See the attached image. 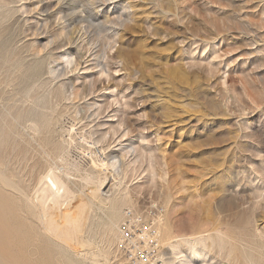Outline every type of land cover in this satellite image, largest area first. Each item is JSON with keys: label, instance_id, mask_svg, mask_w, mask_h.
I'll list each match as a JSON object with an SVG mask.
<instances>
[{"label": "rangeland", "instance_id": "1", "mask_svg": "<svg viewBox=\"0 0 264 264\" xmlns=\"http://www.w3.org/2000/svg\"><path fill=\"white\" fill-rule=\"evenodd\" d=\"M65 2L0 0V205L1 215L13 212L26 234L16 259L67 264L69 256L80 264H115L122 210L156 203L162 220L169 213L172 235H202L196 264H264V0ZM72 3L97 14L81 40L82 23L65 22ZM87 40H94L93 48ZM97 48L104 52L98 65L89 56ZM65 51L80 61L66 63ZM92 138L103 140L92 144ZM121 143H130L126 154ZM117 159L120 165L108 167ZM98 167L122 181L114 188V213L110 204L88 197L82 178ZM49 168L68 172L77 195L71 206L78 197L87 204L80 234L85 247L77 251L41 229L30 203ZM163 243L166 260L172 253ZM178 247L177 255H189L186 243Z\"/></svg>", "mask_w": 264, "mask_h": 264}, {"label": "bare ground", "instance_id": "2", "mask_svg": "<svg viewBox=\"0 0 264 264\" xmlns=\"http://www.w3.org/2000/svg\"><path fill=\"white\" fill-rule=\"evenodd\" d=\"M66 2H65V4H68L69 3V1H72V0H65ZM97 1V0H96ZM100 2V1H99ZM105 2V1H104ZM88 3H89V5L90 6H93V4L95 3V2H92V1H88ZM102 3V2H101ZM100 3V4H101ZM95 5V4H94ZM70 10H71V13L69 14V18L68 19H66L65 20V22H67V24H69L70 25V23H73V22H80V23H82L81 25H80V34H79V31H78V36L75 34L74 35V37L75 36H77V39H80L81 37H82V35H83V33H87L88 32V28L89 27H92V28H94L93 26H95L93 23H92V21L94 20V18L92 17V16H95V15H97V14H92V13H90V11L87 9V7L86 6H83V8L81 9V10H76V5H75V3H72V5H71V7H70ZM123 11V10H122ZM119 12V11H118ZM122 14V13H121ZM120 14V15H121ZM123 15V14H122ZM127 20V19H126ZM97 23V22H96ZM99 23V22H98ZM101 23H103L102 21H101ZM104 24V23H103ZM114 24V23H113ZM118 26V25H117ZM72 30H74V29H72ZM110 31V30H109ZM89 32H91V31H89ZM88 32V33H89ZM68 33V32H67ZM71 33H73V32H71ZM75 33V32H74ZM73 33V34H74ZM65 35V34H64ZM67 35V34H66ZM85 35V34H84ZM86 35H88V34H86ZM91 35V34H90ZM89 35V36H90ZM92 36H93V34H92ZM92 36H90V37H92ZM69 37V36H68ZM67 38V37H66ZM84 38H86L85 36H84ZM87 38H89V37H87ZM74 40H75V38H73ZM92 40L93 38H89V40ZM72 39H68L67 38V40H65L66 42L67 41H71ZM81 40V39H80ZM83 40V39H82ZM86 40V39H85ZM89 40H87V41H85V42H87L88 44H91V47H92V44H93V41H89ZM52 41V40H51ZM50 41V42H51ZM77 42V44H78V41H76ZM76 42H75V44H76ZM84 42V43H85ZM52 43V42H51ZM65 43V42H64ZM82 43V42H81ZM69 44H74V43H69ZM86 44V43H85ZM96 44V43H95ZM104 44V43H103ZM102 44V45H103ZM79 45V44H78ZM97 45V44H96ZM75 46V45H74ZM81 46V45H80ZM98 46V45H97ZM68 47V46H67ZM82 47V46H81ZM80 47V48H81ZM85 47V46H84ZM89 47V46H88ZM87 46H86V48H88ZM90 47V48H91ZM100 47V46H99ZM111 47V46H110ZM47 48V47H46ZM73 48V47H72ZM93 48V47H92ZM91 48V49H92ZM95 48V47H94ZM103 48V47H102ZM101 48V49H102ZM109 48V47H108ZM89 49V48H88ZM96 49V48H95ZM98 49V48H97ZM76 50V49H75ZM87 50V49H86ZM85 50V48H84V51H86ZM99 50V49H98ZM110 50V49H109ZM63 51V50H62ZM61 51V52H62ZM71 51V50H70ZM70 51H65L64 52V54L62 55L63 56V59H64V61L66 62V63H68V64H72V62H75V63H77V62H79L80 60H78L77 61V58L79 57V55H77V54H72ZM74 51V50H73ZM88 51V50H87ZM87 51H86V53H87ZM93 51H95V50H93ZM119 51V50H118ZM77 52H78V50H77ZM92 52V51H91ZM74 53H76V52H74ZM85 53V52H84ZM102 54L104 53V52H101ZM101 53H100V50L99 51H97V52H95V53H92V54H89V56H90V58L92 59V61L94 60V61H96L97 62V65L98 64H100V61L98 60V59H101L102 58V55H101ZM60 54V53H59ZM82 55V54H81ZM80 55V56H81ZM88 55V54H87ZM116 55V54H115ZM61 56V57H62ZM92 56V57H91ZM113 56V55H112ZM60 57V58H61ZM81 58H83V56L81 57ZM86 58V57H85ZM106 58V57H105ZM110 58V57H109ZM104 59V58H103ZM107 59V58H106ZM84 60V59H83ZM89 60V59H88ZM86 61V60H85ZM91 61V60H90ZM87 62H89V61H87ZM102 62V61H101ZM57 63V62H56ZM81 63V62H80ZM80 63H78V64H80ZM92 63H94V62H92ZM77 65V64H76ZM94 65V64H93ZM116 65V64H115ZM118 65V64H117ZM91 66V65H90ZM74 68V67H73ZM87 67H85V69H86ZM92 68V67H91ZM96 68H98V66L96 67ZM96 68H94L95 70H96ZM90 69V68H89ZM52 70V69H51ZM50 71V70H49ZM90 71V70H89ZM185 71V70H184ZM87 72V71H86ZM94 72H96V71H94ZM98 74H104V76L105 77H107L108 76V69H105L103 66H100L99 68H98ZM90 74V73H89ZM95 74V73H94ZM93 74V75H94ZM104 76H103V79H104ZM86 77V76H85ZM90 77V76H89ZM92 77V76H91ZM77 78V77H76ZM79 78V77H78ZM77 78V79H78ZM102 78V77H101ZM101 78H99V79H101ZM76 79V80H77ZM86 79V78H85ZM97 79V78H96ZM95 79V80H96ZM92 80V79H91ZM97 81V80H96ZM95 81V82H96ZM87 82V81H86ZM95 82H93L92 81V85L95 87ZM98 82V81H97ZM97 82H96V84H97ZM81 83V82H80ZM101 83V82H100ZM64 84V83H63ZM91 84V83H90ZM89 84V85H90ZM107 84V83H106ZM105 84V85H106ZM75 85V84H74ZM91 85V86H92ZM72 86V85H71ZM76 86V85H75ZM78 86V85H77ZM80 86H82L83 87V85H81L80 84ZM73 87V86H72ZM84 87H86L85 85H84ZM61 88V87H60ZM68 88H69V86H68ZM81 88V87H80ZM108 88V87H107ZM75 89V88H74ZM88 89V88H87ZM93 89V88H92ZM101 89V88H100ZM110 89V88H109ZM78 89H76V91H77ZM84 90V89H83ZM86 90V89H85ZM95 90V89H94ZM94 90H93V92H94ZM97 90H98V88H97ZM105 90V89H104ZM115 90V89H114ZM88 91H89V89H88ZM101 91V90H100ZM107 91V90H106ZM83 92V91H82ZM92 92V91H91ZM96 92V91H95ZM68 93V92H67ZM75 93V92H74ZM77 93V92H76ZM80 93V92H79ZM85 93V92H84ZM83 93V94H84ZM97 93V92H96ZM98 93H100V92H98ZM105 93V92H104ZM86 94V93H85ZM92 94V93H91ZM71 95H72V93H71ZM94 95V94H93ZM74 96L75 97H78L76 94H74ZM73 96V97H74ZM68 97V96H67ZM95 97V96H94ZM112 96H110L109 98H111ZM99 98V97H98ZM113 98V97H112ZM85 99V98H84ZM104 100V99H103ZM87 101V100H86ZM97 102V101H96ZM95 102V103H96ZM86 103V102H85ZM100 103H102V102H100ZM114 104H115V102H114ZM117 104V103H116ZM115 104V105H116ZM108 105V104H107ZM107 105L105 106L106 108H104V112H106L105 111V109L107 110L108 108H107ZM110 105V104H109ZM108 105V106H109ZM113 105V104H112ZM81 106V105H80ZM85 106V105H84ZM94 107H95V104H94ZM93 106H92V108H94ZM96 108H98V106L96 107ZM102 108H103V106H102ZM87 109V108H86ZM99 109V108H98ZM115 109V108H114ZM118 109V108H117ZM116 109V110H117ZM83 110V109H82ZM81 110V111H82ZM89 110V109H88ZM90 110H91V108H90ZM97 111V110H96ZM99 111V110H98ZM101 111V110H100ZM77 112V111H76ZM83 113H84V110L82 111ZM92 112H94V110L92 111ZM117 112H119V111H117ZM79 114H80V112H78ZM89 113V112H88ZM112 113V112H111ZM95 114V113H94ZM110 114V113H109ZM114 114H115V112H114ZM86 115V114H85ZM90 115V114H89ZM96 115V114H95ZM97 115H98V113H97ZM105 115V114H104ZM112 117H114L115 115H112V114H110ZM109 115V116H110ZM82 116V115H81ZM92 116V115H91ZM107 116V115H106ZM117 116V115H116ZM79 117V116H78ZM87 117V116H86ZM96 117V116H95ZM100 117V116H99ZM98 118V117H97ZM106 118V117H105ZM115 118V117H114ZM86 121L88 120V119H85ZM108 120H111L110 118H107V122H108ZM118 120V119H117ZM80 121H81V119H80ZM115 121V120H114ZM15 122V121H14ZM102 122V121H101ZM106 122V123H107ZM115 122H117V121H115ZM121 122V121H120ZM34 123V122H33ZM80 123V122H79ZM114 123V122H113ZM26 124H27V122H26ZM86 124V123H85ZM119 124V123H118ZM30 125V124H29ZM28 125V126H29ZM121 125H122V123H121ZM108 126V125H107ZM112 126H113V124H112ZM118 126V125H117ZM30 127H32V125L31 126H29V128ZM105 127V126H104ZM26 128H28V127H26ZM28 128V129H29ZM33 128V127H32ZM32 128H31V130H32ZM101 128V127H100ZM118 128V127H117ZM122 128H125V127H122ZM99 129V128H98ZM102 129V128H101ZM112 129H115V128H113L112 127ZM30 130V131H31ZM36 130V129H35ZM97 130V129H96ZM123 130H125V129H123ZM128 130V129H127ZM94 131V130H93ZM98 131H100V130H98ZM101 131H103V130H101ZM100 131V132H101ZM116 131V130H115ZM120 131H122V130H120L119 129V132ZM25 132V131H24ZM89 132H90V130H89ZM92 132V131H91ZM99 132V133H100ZM127 132V131H126ZM94 133V132H93ZM90 134H92V133H90ZM101 134V133H100ZM105 134L106 133H104L102 136H105ZM123 136H125L126 134H128V133H125V132H123L122 131V133H121ZM95 135V134H94ZM96 135H99V134H96ZM143 135V134H142ZM141 135V136H142ZM90 136V135H89ZM92 136V135H91ZM139 136V135H138ZM93 137V136H92ZM95 137V136H94ZM93 137V138H94ZM98 137V136H97ZM87 138V137H86ZM85 138V139H86ZM92 138V139H93ZM146 138V137H145ZM92 139H90V140H92ZM103 139H104V137H103ZM103 139H101V138H99V140L97 141L98 143H99V141L100 140H103ZM139 139V138H138ZM143 138H141V140H142ZM89 140V139H88ZM140 140V139H139ZM140 140V141H141ZM145 140V139H144ZM93 141V142H92ZM91 141V143L92 144H95V143H97V142H94V139ZM65 142V141H64ZM101 142V141H100ZM91 143H89V144H91ZM103 143V142H102ZM128 143V142H127ZM66 144H68V143H66ZM122 144V143H121ZM100 145V144H99ZM101 146V145H100ZM99 146V147H100ZM103 146V145H102ZM133 146V145H132ZM139 146V145H138ZM142 146H143V143H142ZM128 147L130 148V143L129 144H122L121 145V151H123L124 150V154H126V152L128 151ZM67 148V147H66ZM65 148V149H66ZM91 148V147H90ZM132 148V147H131ZM138 148V147H137ZM140 148V150H141V148L142 147H139ZM93 149V148H92ZM133 149V148H132ZM135 150H133V153H134V155L136 154V150H138L139 151V149H136V148H134ZM143 149V148H142ZM148 150H149V148H148ZM147 149L145 150V151H148ZM56 151V150H55ZM66 151V150H65ZM89 151H90V149H89ZM91 151H93V150H91ZM102 151H104V150H102ZM101 151V152H102ZM138 151H137V154H138ZM150 151V150H149ZM67 152V151H66ZM100 152V151H99ZM130 153L132 152V151H129ZM119 153V152H118ZM117 153V154H118ZM123 153V152H122ZM97 154V153H96ZM101 154V153H100ZM124 154H121V155H124ZM139 154H141V151H140V153ZM99 155V154H98ZM105 155V154H104ZM106 155H108V154H106ZM111 155V154H110ZM120 155V156H121ZM146 155V154H145ZM145 155H143V157H145ZM147 155H148V153H147ZM67 156V155H66ZM97 156V155H96ZM113 158H114V156H116V157H118L117 155H116V153H114V154H112L111 155ZM138 156V155H137ZM59 157H61V156H59ZM58 157V158H59ZM64 157V156H63ZM135 157H136V155H135ZM139 158L141 157V156H138ZM142 157V158H143ZM65 158V157H64ZM110 158V157H109ZM124 158V157H123ZM127 158V157H126ZM42 160H43V158H42ZM65 160H66V158H65ZM103 160V159H102ZM108 160V159H107ZM120 159H117L116 161H114V162H111V163H109V164H107L108 165V167L109 166H114L115 164H117V165H120V161H119ZM122 160V159H121ZM145 160V159H144ZM60 161H61V159H60ZM59 161V162H60ZM135 161H137V159H135ZM134 161V162H135ZM64 162V161H63ZM67 162V161H66ZM73 162V161H72ZM123 163L122 164H124V161H122ZM62 163V162H61ZM65 163V162H64ZM69 163V162H68ZM67 163V164H68ZM54 164V163H53ZM53 164H52V166H53ZM66 164V163H65ZM65 165V166H67L68 167V165ZM77 164V163H76ZM102 164H104V165H102L103 167L106 165V163H102ZM126 164V163H125ZM138 164V163H137ZM49 165V164H48ZM51 165V164H50ZM50 165H49V167H50ZM62 165H63V163H62ZM61 165V166H62ZM82 165V164H81ZM101 165V164H100ZM106 165V166H107ZM126 165H128V164H126ZM133 165V164H132ZM56 166V165H55ZM64 166V165H63ZM73 166H74V164H73ZM95 166H97V165H95ZM122 166H124V165H122ZM57 167V166H56ZM75 167V166H74ZM74 167H72L71 166V168H74ZM102 167V168H103ZM107 167V168H108ZM119 167V166H118ZM125 167V166H124ZM134 167V166H133ZM46 168H48V167H46ZM54 168V167H53ZM53 168H49L47 171H46V173L44 174L43 173V175L42 176H40V178L39 179H37L38 180V182H36V184H37V186L35 185L34 187H35V189L33 190L34 192L32 193V199L30 200V203L36 208V211H37V214L39 215V221H40V224H41V229L42 230H44V232L46 233V234H48V236L50 235L51 237H53V238H55V239H57V240H59V242L61 241V242H63L66 246H68L67 248H69L70 250L72 249V250H74V251H77V250H79V248H81L82 247V245H84V247H85V244H83V242H82V236H81V238H80V234L81 233H83L82 231L83 230H85L84 229V220H85V218H83V217H85V215H84V211H85V205H87L86 204V202L83 200V198H81V197H78L77 198V204L76 205H74V206H71V201H73L74 200V198H75V200H76V196L73 194V192L71 191V190H73V189H69V187H68V185L69 184H71V183H69L68 182V176L67 175H69V174H67V173H61V174H59V173H57V172H55V170L53 169ZM63 168V167H62ZM61 168V169H62ZM102 168H93L92 169V171H93V173L95 174H93L92 172H88V173H85V176L82 178L83 180H85V183H87L88 185H89V187H90V189H89V198L90 199H97L99 202H101V203H108V204H110V208H111V212L112 213H114L115 212V208L117 207V205L119 204H117V203H115V194H114V188H115V186H118V183H121L120 182V180H119V178H117L115 175L113 176V172H112V174H111V177H109V175H108V173H106V169H104V168H106V167H104L103 169ZM128 168V167H127ZM57 169H58V167H57ZM121 169V168H120ZM65 170V169H64ZM67 170V169H66ZM96 170H98V171H96ZM129 170V169H128ZM63 171V170H62ZM69 171V170H68ZM78 171V170H77ZM84 171L86 172V170H85V168H84V170H83V173H84ZM44 172V171H43ZM72 172H73V170L71 171V174H72ZM76 172V171H75ZM82 172V171H81ZM100 172V173H99ZM118 172V171H117ZM121 172H123V171H121ZM79 173V172H78ZM124 173V172H123ZM127 173V172H126ZM126 173H124V174H126ZM73 174H74V172H73ZM117 174V173H116ZM81 175H83V174H81ZM117 176H118V174H117ZM71 177V176H70ZM123 177V176H122ZM79 178H81V177H79ZM70 180V179H69ZM76 180V179H75ZM79 180V179H78ZM82 180V181H83ZM71 181V180H70ZM81 181V180H80ZM109 181H111V184L108 186V188L106 189V190H104V191H102V189H104L105 188V186H107V184L109 183ZM114 181V182H113ZM72 182V181H71ZM75 182H77V181H75ZM69 183V184H68ZM81 183V184H80ZM79 184H80V186L82 185V182H80ZM9 185V184H8ZM88 185H85V187L86 186H88ZM120 185V184H119ZM73 186V185H72ZM112 186H113V188H112ZM88 187V188H89ZM84 188V187H83ZM87 188V187H86ZM85 188V189H86ZM117 188V187H116ZM85 189H80L81 191H84ZM120 189V188H119ZM87 190V189H86ZM74 191V190H73ZM84 193V192H83ZM83 193H80V195H82ZM87 193V192H86ZM118 193V192H117ZM123 193V192H122ZM121 193V194H122ZM78 194V193H77ZM124 194V193H123ZM28 196V195H27ZM83 196H84V194H83ZM122 196V195H121ZM29 197H31V195H29ZM85 197V196H84ZM118 197V196H117ZM126 197H127V195H126ZM129 198V197H128ZM129 200H130V198H129ZM120 201V200H119ZM74 203V202H73ZM5 207V206H4ZM6 209V208H5ZM169 209V208H168ZM84 210V211H83ZM3 211V209H2V207H1V205H0V259H2V260H6L7 261V264H24L23 263V261H21V260H17L16 259V257L19 255L20 256V253H21V251H22V248H23V245H24V243H25V239H24V235L26 236V234H25V231L22 229V225L21 224H19V220H16L17 218H16V216H15V214L12 212V215L10 216V217H3L2 215H1V212ZM7 211V210H6ZM83 213V214H82ZM111 213V214H112ZM112 215H115V214H112ZM114 217V216H113ZM84 219V220H83ZM37 224V223H36ZM113 226V225H112ZM107 230V229H106ZM111 228H108V230H107V233H106V235H105V237H106V239L108 240H110V236H109V234L111 233ZM114 230V229H113ZM40 231V230H39ZM159 231H160V235H161V240L164 242V243H166V244H168L169 246H170V249H171V253H172V257L173 258H179V261L181 262L180 264H196L195 262H194V259H197V258H200L201 256H202V254H201V248L198 246V244H201L202 243V235H195L194 233H191L190 235H188V236H184V237H182V238H177L178 237V235H177V237H176V235H172V231H171V225H170V222H169V213L168 212H166V214H165V219L164 220H160V223H159ZM43 232V231H42ZM114 232V231H113ZM35 233V232H34ZM104 233V234H105ZM46 234H45V237L44 238H48V237H46ZM31 235V234H30ZM40 235V234H39ZM82 235V234H81ZM37 236V235H36ZM43 236V235H42ZM37 238H41V237H37ZM28 239V238H27ZM32 239H33V237H32ZM105 239V240H106ZM35 240V239H34ZM33 240V241H34ZM42 240H43V238H42ZM49 240V239H48ZM103 240V239H102ZM101 240V241H102ZM108 240V241H109ZM51 241H53V239L51 240ZM104 241V240H103ZM102 241V242H103ZM111 241V240H110ZM109 241V242H110ZM27 242V241H26ZM31 242V241H30ZM55 242V241H54ZM179 242H184V243H186L187 245H188V247H189V255H182V254H179V255H177L178 253H180V251L178 250V248H180V247H178V243ZM48 243V242H47ZM62 243V244H63ZM103 243H105V242H103ZM163 243V244H164ZM55 244V243H54ZM59 244V243H58ZM61 244V245H62ZM87 244V243H86ZM109 244V243H108ZM26 245V244H25ZM27 245H28V242H27ZM42 245V244H41ZM50 245V244H49ZM44 246V245H43ZM60 246V245H59ZM40 247V246H39ZM58 247V246H57ZM64 247V246H63ZM55 248V247H54ZM59 248V247H58ZM59 249H61V248H59ZM58 249V250H59ZM63 249V248H62ZM82 249V248H81ZM24 250V249H23ZM49 251V250H48ZM56 251V250H55ZM28 252V251H27ZM59 252V251H58ZM61 252V251H60ZM50 253V252H49ZM183 253V252H182ZM28 254V253H27ZM62 254H60V256H61ZM64 255V254H63ZM66 255V254H65ZM86 256V255H85ZM172 257H167L168 259H164L163 260V264H174L173 263V259H172ZM27 258V257H26ZM61 258V257H60ZM64 258V257H63ZM91 259V258H90ZM65 260H66V263L67 264H77V263H79L80 264V262L78 261L77 263L76 262H74L73 260H72V258H70L69 256H65ZM178 261V262H179ZM33 262H34V260H33ZM202 262V261H201Z\"/></svg>", "mask_w": 264, "mask_h": 264}, {"label": "built area", "instance_id": "3", "mask_svg": "<svg viewBox=\"0 0 264 264\" xmlns=\"http://www.w3.org/2000/svg\"><path fill=\"white\" fill-rule=\"evenodd\" d=\"M162 210L156 204L144 209L122 210L116 226L115 264H163L159 223Z\"/></svg>", "mask_w": 264, "mask_h": 264}]
</instances>
